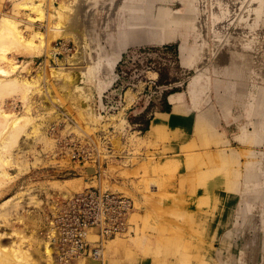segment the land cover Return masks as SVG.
<instances>
[{
    "label": "rangeland",
    "instance_id": "374dc122",
    "mask_svg": "<svg viewBox=\"0 0 264 264\" xmlns=\"http://www.w3.org/2000/svg\"><path fill=\"white\" fill-rule=\"evenodd\" d=\"M48 1H51L55 6L47 5ZM157 1L159 2L161 0ZM14 2L15 0H0V18L3 14L10 15L14 21L17 22L16 25L18 24L17 26L21 28L20 30L26 39L32 37L33 31L39 30L45 34L50 43L52 42L55 44L54 42L59 40L69 41V47L75 48L73 51L77 48V43L75 42L76 38L83 41V43L85 41L88 42L81 59L82 62L80 67H71L69 69L70 71L68 74L71 76V82L68 85V89L74 90L75 84H80L88 89L86 100L87 105H90L91 108V102L98 96V77L106 78L108 84L112 83L114 77L107 69H97L98 65L105 68L106 63V55L102 52V49L97 46L100 45L104 49L112 51L119 40L127 39L125 36H121V30L125 29V34L131 35L130 28L136 27L139 22L141 24V22L143 23L144 21L145 23L146 21V17H143L144 15L139 12L145 5L143 0H45V8L49 13H55V7L61 12V16H52L55 20L54 22L52 18L51 21H49L45 13L42 14L38 11H33L35 12L33 13L31 10L22 8L20 5L18 6L19 8H13L15 5H18L16 3L14 5ZM168 2L171 6L176 8L179 7L182 11H185L190 1L170 0ZM195 6L198 8L197 11L199 13L197 18L199 20H204L207 14L206 21L204 20V30L202 29L188 34L186 28H182L181 32L183 35H187V42L190 45L202 46L204 42H206V61L209 68V78L212 84L207 90L206 96L202 98L203 101L200 100V105L201 108H205L209 106V102H213L216 110L218 109L219 112L221 107L216 100L217 88L213 86V82H215L213 79L218 77L213 67L214 59L216 58V48L214 49V46L217 45L215 46L217 47V51L221 50L222 47L229 43L227 40L230 36L232 38L236 37L238 26L235 25L234 21L231 22L220 41L214 44L215 40L213 39L212 21L210 17L211 0H205V2L196 0ZM204 9H206L207 12L204 13ZM136 11L139 13V16L134 17L132 15L133 17H129L130 20L136 22L142 15L144 20L141 21L143 19L141 18V20L136 23L133 21V23H131L130 20H128L130 22L129 24H131L129 28L126 23L127 19L124 23L123 18ZM39 14L43 15V19H41L42 17L39 16ZM37 16H39L40 19H38L39 17L37 18ZM28 17L30 18L28 19ZM144 23L143 25H145ZM143 25L142 27H144ZM138 26L140 25L138 24ZM134 29L132 30L134 31ZM62 32H65L66 35L69 36V40H65L66 35L64 36ZM146 43L142 44H157ZM164 43H169L170 52L166 55V65L163 73L160 74L161 79L174 80L178 77H189L188 82L186 81L183 88H181L183 90H177L185 92L184 103L189 106L186 111L189 115L181 113L180 119L162 127L163 129L161 128V131L158 130V133H156V131L149 134L143 139L144 141L141 140L139 143L136 142V144L127 137L130 132H134V129L130 131L126 130L123 139L119 142L120 144H118V128L114 125L108 126L110 130L115 129L113 131L112 142L119 151L116 157L106 164L105 173L107 176L103 179V185L104 187L116 189L130 195L133 197L136 204L130 215V221L132 222L134 230L131 233L132 235L117 236V238L122 241L123 245H121L114 254H112L111 251H107L106 259L112 255L115 259L112 261V264H196L198 254H206L209 257L210 255L207 250H205V246L207 247L206 244L210 242L211 237L207 228H204L202 225H204L207 211L212 208L216 196L219 192L225 193L227 182H229V176L231 177V172L227 167L228 164L232 166L231 168L237 167L238 165L243 168L248 161L260 159L258 156H251L250 152L248 154V151L255 148L264 149V142L261 145H256L251 141L243 142L235 137L239 134L241 125L245 123L247 119L244 115V110L237 103L234 106V112L231 113V116L224 117L222 115L220 121L216 124V128L224 132L228 137L229 142L227 145H221L219 142H216L218 139L210 128L205 127L198 129L199 127L196 125L197 110H194V101L188 91V84L195 74L203 67L196 68L195 65L192 66L189 65L191 63L188 64L183 61L184 58H182L179 42L166 41L163 42V44ZM9 45H11V48L8 49L11 54V61L23 65L27 63V59H31L28 66H19L16 72L21 71L28 79L33 76L38 78L37 75L39 70L44 67L45 64L43 60L48 54L43 53L45 51L42 50L39 52L37 51V53L31 56L28 54L25 55L29 52L22 44L19 43L18 45L12 42V44L9 43ZM101 57L105 58L99 61ZM47 59L50 61L53 60L50 55ZM61 59H63V57ZM181 61L184 64L182 66L180 64ZM88 67L93 68L90 70V73L92 71L93 74L81 76L82 72L88 73L89 69L86 70L87 72L85 71ZM251 81V79L247 80V82ZM66 93L67 91L64 90L63 86H60L56 77L51 76V78L41 77L37 84L32 85L26 96L22 95L21 90L4 95L5 101L8 100V106H5V110L14 113L16 116L28 114V105H32L33 109L30 112L32 121L27 122L19 131V137H33L35 142L33 147H29L25 142L23 144L24 148L28 149L26 158L29 164L25 165L27 167L23 168V166L15 164L14 161H12V155L6 159L9 161L8 163L5 159L1 161L3 165L2 169L4 167V170L14 175V177L11 179L0 176V201L19 191L34 188H38L39 190L42 189L43 191L47 190L51 196L49 195L48 199H46L47 202L44 203L45 206L43 205L42 207L40 206L41 204H33L30 205V207L24 206L25 208H19L17 212L14 211L13 214L9 216L10 219L3 221V224L0 226L1 233H3L0 239V249H7V246L11 244L14 245V247L15 244H19L21 246V252L24 253V248L28 246L27 242H32L30 246L26 247V249H28L25 251V255L28 250V253H31L30 249L32 246L34 247V244L37 245L42 242L43 239H47L46 214L49 209V204L47 205V203L62 196L58 191L71 194L83 189L84 186L87 185L85 172L80 167L74 165L68 158L54 156L51 153L54 141L47 134L46 127L58 117V115L53 112L55 110V103L61 102L65 104L77 118L76 113L79 106L74 108L69 106ZM13 100H17L18 104L21 103V109H18V107L16 109L10 108L11 106L9 107L10 102H13ZM39 104L44 105V112H40ZM191 108H193V110ZM35 110L37 111L35 112ZM221 112L222 110L219 113L222 114ZM79 113L80 115L82 114L85 120L90 121L84 109H79ZM236 115H239V118H235ZM136 119L139 118H135V120ZM143 119L140 121L145 120ZM79 121L82 122L81 120ZM33 123L45 126V134L47 136L45 137L47 140L35 138L36 134L32 132L33 127L31 128ZM101 123L102 118L100 117L99 120L95 122L96 127ZM96 127H91L90 129L94 130ZM1 128L0 126V129ZM149 128L150 126L147 129ZM249 128L252 130L253 126L250 125ZM137 133L143 135L145 131ZM1 137H3L2 134H0V139ZM118 145L122 148H118ZM223 147L229 151L233 149L238 152L237 156L226 164L227 166L220 154V149ZM33 148L34 150H32ZM38 153L44 157L43 160L39 159L36 161L35 156ZM46 155H48V157H45ZM33 161L36 162L33 163ZM168 168H170V170ZM69 169L78 171L81 175H64L63 171L67 172ZM93 183H96V181ZM236 213L237 210L235 211L234 209L231 213L232 219L235 218L234 215H236ZM245 225L237 224L240 229L243 227V230ZM230 226H232V221ZM133 236H138V240L131 241V237ZM24 239L27 241H23ZM222 243L223 240L221 241V244ZM218 245L219 242H216V246ZM214 247L213 245V248ZM20 256H23V259H20L18 255L20 261L23 260L25 263H31L30 260L34 259L35 261H32V263L37 262L38 264L39 262V264H49L46 263L47 260L44 256L42 258H37V255H33L32 253L31 256L29 254V257H27V254L26 257L28 259L33 257L29 261L22 253H20ZM18 257L15 256L14 260H18ZM38 259H42L41 261L43 262H40ZM73 259L74 258H61L59 264L68 262L77 264L76 260L74 259V262ZM85 259V264H108L107 260L106 262H102V260L94 258ZM6 261L4 259V264L8 263ZM12 262L13 260L10 264H12ZM14 262L15 264L24 263ZM0 264H2V262Z\"/></svg>",
    "mask_w": 264,
    "mask_h": 264
},
{
    "label": "bare ground",
    "instance_id": "6f19581e",
    "mask_svg": "<svg viewBox=\"0 0 264 264\" xmlns=\"http://www.w3.org/2000/svg\"><path fill=\"white\" fill-rule=\"evenodd\" d=\"M143 1L145 5L139 12L144 15L143 16L141 14L143 17H146V21L144 23V18L140 16L143 19L141 20V18H137L138 20L136 22L140 20L143 21L145 25H143L142 22L141 24L144 27H142L140 22L138 23L140 26L137 24V26L134 27L137 29L130 28L129 26L131 25L129 24L130 22L136 23L134 20H130L129 17L132 15L134 17L139 16L137 11L131 13V15L128 14L126 17L123 16L124 23L126 19L127 21L130 20V22L126 21V23L131 29L132 34L127 35L125 34V29L121 30V36H125L127 39L119 40L117 45L115 44L116 47H113L114 49L112 51L104 49L102 46L98 45L97 47H100L102 52L106 55V58L101 57L99 58V61L105 58L106 63L105 68L98 65L97 69H107L111 74H114L115 65L122 52L133 45H140L146 42L148 44H163V42L166 41L179 42L181 48L180 50L183 56L182 58H184L183 61L188 64L191 63L189 65H195L196 68L203 67L195 74V76L191 79V82L188 84V91L194 101V110H197L196 125L199 127L198 129L205 127L210 128L212 133L218 139L216 142H219L221 145H227L229 142L228 137L224 132L216 128V124L220 121V117L222 115L224 117L231 116V113L234 112V106L237 103L244 110V115L247 119L245 123L241 125L239 134L235 137L243 142L251 141L256 145H261L264 142V83H262L264 82V0H211L210 17L212 21L211 27L213 39L215 40L214 44H217L220 41L231 22L234 21L235 25L238 26V32L235 35L236 37L232 38L230 36L227 40L229 43L222 47L221 50L217 51V47H215L217 45L214 46V49L216 48V51L214 50L216 52V58L214 59L213 67L214 72L218 74V77L213 79L215 80V82H213V86H216L217 88L216 100L218 105L221 107L220 111L222 110V114L219 113L220 111L218 112V109L216 110L213 102H209V106L205 108H201L200 105V100L206 96L207 90L212 84V81L209 78V68L206 61V42H204V45L202 46L190 45L187 42V35H183L181 32L182 28H186L188 34L202 30L205 26L204 24L207 14L204 17L205 21L197 18L199 12L197 11L198 8L195 6L196 0H189L190 2L185 11H182L179 7L176 8L171 6L168 2L170 0H161L159 2L157 0ZM201 1L205 2V0ZM15 3L18 5H15ZM45 4V0H15V6L13 8H17L20 5L22 8L31 10L32 12L38 11L42 14L45 13L49 21H51L52 18V21L54 22L55 20L52 16H61V12H59L57 7H55L56 12L49 13L45 8ZM47 5L55 6V4L51 3V1H48ZM203 12L205 13L207 10L204 9ZM42 14H39V16L42 17ZM39 16H37V18ZM29 18L30 17H28V19ZM38 19H40V17ZM41 19H43V17ZM16 23L17 22L14 21L10 15L3 14L0 18V126L2 127L0 129V134L3 135L0 139V176L11 179H13L14 175L5 171L4 167L2 169L3 165L1 161L5 159L8 163L9 161L6 159L12 155L11 158L15 164L23 166V168L27 167L25 165L29 164L26 158L28 149H25L23 144L25 142L29 147H33L35 140L33 137H19V131L26 125L27 122L32 121L30 112L33 108L32 105H28V114L16 116L14 113L5 110V106H8V100L5 101L6 99L4 98L5 94L21 90L22 95L26 96L32 85L37 84L41 77L51 78V76H55L59 81L60 86H63L64 90L67 91L66 97L68 98V105L73 108L79 106L76 116L79 120L84 122L86 126H89L90 128L96 127L95 122L99 120L100 117L102 118V123L98 127L94 128V130L98 129L100 126L108 129L109 125H114L116 128H123L127 123V119L123 113L124 109H120L116 113L103 116L98 113L93 106L91 108L90 105H87L86 98L88 96V89L80 84H75L74 90L68 89V85L71 82V76L68 74L70 71L69 69L71 67H80L82 62L81 59L88 42L85 41L83 43V41L76 38L75 42L77 43V48L73 51L70 50L64 43L62 47H58L52 42L50 43L45 34L39 30L33 31L32 37L26 39L20 30L21 28H19ZM132 29H134V31ZM62 33L64 36L66 35L65 32ZM68 38L69 36L66 35L65 40H69ZM12 42H15V44L17 43L18 45L20 43L24 46V48L28 49L29 53H24L25 55L28 54L31 56L32 54L37 53V51L39 52L42 50L45 51L43 53L48 54V56H45L46 58L43 60L45 64L44 67L39 70L37 75L38 78L33 76L28 79L26 75L21 73V71L16 72L17 67L25 65L28 66L31 59H27V63H24L23 65L11 61V54L8 49L11 48L9 43L12 44ZM60 50H64L66 53H64L65 55L63 56V59L56 55V52ZM49 55L53 58V60L50 61L47 59ZM88 69V73L82 72L81 76L88 74L92 75L93 73L92 71L90 73V70L93 68L88 67L85 71ZM151 74L156 75L155 72H152ZM246 79H251L252 81L247 82ZM108 85L109 84L106 78L98 77V96L95 97L94 100L101 99L102 94ZM135 97V92L128 89L126 91V106L130 105L135 100ZM169 99L173 104L172 110H157L151 119L150 128L145 130V134L139 135L134 130V132H130L127 135L130 141L135 144L136 142L139 143L149 134L156 131V133H158V130L162 127L180 119L181 113L189 115L186 113L189 106L184 103V91L172 92ZM17 105V100H13V102H10L9 107L11 106L10 108L16 109ZM79 109H84L85 114L90 121L85 120L82 114L80 115ZM191 109L193 110V108ZM239 115H236L235 118H239ZM250 125L253 126L252 130L249 128ZM32 127V132H35L36 134L35 138L47 140L44 125L33 123L31 128ZM117 140L118 144H120L119 142L121 141V137ZM117 147L122 148L121 146L119 147V145ZM32 150H34V148ZM249 152L251 156H258L260 159L248 161L245 163L246 165L243 168H241L238 164L237 167L231 168L232 166L228 163L237 156L238 152L233 149L229 151L224 147L220 149V154L223 157L225 165L228 164V166H226L231 172V177L229 176V182H227L225 193L219 192L216 196L212 208L207 211L204 225H202L204 228H207L211 237L210 242L206 244L207 247L205 246V250H207L210 256L208 257L206 254H198L196 264H264V149L255 148L248 151V154ZM45 157H48V155ZM35 158L36 161L44 159L40 153H38ZM36 161H33V163ZM168 169L170 170V168ZM63 172L64 175H81V173L73 169ZM58 192H60L63 196L69 195L61 191ZM49 195L50 193L47 190L43 191L42 189L39 190L38 188H34L19 191L4 198L0 201V226L3 224V221L10 219L9 216L12 215L14 211L17 212L19 208H23L24 206L30 207V205L33 204H41L40 206L42 207L43 205L45 206L44 203L47 202L46 199H48ZM234 209L235 211L237 210V213L234 215L235 218L232 219L231 213ZM231 221L232 226H230ZM237 224H242L243 226L246 224L244 230L243 227L240 229ZM2 234L3 233H1L0 228V239ZM131 235L132 234L130 233L129 236ZM134 236L131 237V241L138 240L139 237ZM92 237L96 238V235L92 233ZM25 240L26 239L23 241ZM222 240L223 243L221 244ZM216 242H219L218 246H216ZM27 244L30 246L32 242H27ZM121 245H123L122 241L119 240L117 236L108 239L103 251L102 262H106L107 260L108 264H112V261L115 259L113 258V255L106 259L107 251H111L112 254H114L118 251ZM213 245L215 246L214 248ZM7 247V249H0V263L2 262V264H4V259L5 261L8 260L6 261L8 262L6 264H10L12 260V264H15L14 261L19 263L24 262L23 260L20 261V259H23V256L21 257L20 253H22L26 259H28L27 257H29V254L31 256L32 253L33 255H37V258H42L44 256L47 260L46 263L49 264H59V260L61 259H59V248L48 237L47 239H43V241L37 245L34 244V247L32 246L31 249L29 248L31 253H28V250L27 257V254L25 255V251H27L28 248L26 249L25 247V251L23 253L21 252V246L19 244H15V247L12 244ZM15 256L18 257V260H14ZM31 258L33 257H30L28 261ZM85 258L90 257L84 255L74 257L77 264H85ZM41 260L39 261L43 262ZM30 261L31 263H26L37 264V262L32 263V261H35L34 259ZM26 263L24 262L22 264ZM62 264L76 263L68 262Z\"/></svg>",
    "mask_w": 264,
    "mask_h": 264
},
{
    "label": "built area",
    "instance_id": "2783aa9c",
    "mask_svg": "<svg viewBox=\"0 0 264 264\" xmlns=\"http://www.w3.org/2000/svg\"><path fill=\"white\" fill-rule=\"evenodd\" d=\"M54 43L58 47H62L64 43L70 50L75 49L69 47V41L59 40ZM169 52V44L128 47L118 62L112 84L104 91L102 115L107 116L120 109H124L125 115L127 110L137 103L139 97L144 95L146 97L142 109L132 118V124L127 129L144 132L155 110L166 102L168 93L183 88L189 80L188 76L174 80L161 79L160 74L165 69L166 55ZM64 53V50H60L56 55L62 58ZM152 72L156 75H152ZM128 89L135 92L136 97L126 106ZM113 90L116 93L123 90L122 104L115 111L106 112L105 110L115 102ZM98 102H91L96 111ZM20 104L18 109H21ZM39 107L40 112H44V105L39 104ZM53 112L58 117L47 125V134L54 141L51 153L68 158L80 167L85 172L87 185L67 196L61 194L60 198L48 203L46 235L59 248L60 258L84 255L103 260L102 255L108 239L129 235L134 231L130 221V215L135 208L133 197L103 185V179L107 176L106 164L116 157L119 151L112 142L115 129L92 130L84 122H80L61 102L55 103ZM135 118L139 119L136 121ZM141 119L144 121H140ZM94 181L96 183H93ZM92 233L96 238L92 237Z\"/></svg>",
    "mask_w": 264,
    "mask_h": 264
},
{
    "label": "water",
    "instance_id": "95a60500",
    "mask_svg": "<svg viewBox=\"0 0 264 264\" xmlns=\"http://www.w3.org/2000/svg\"><path fill=\"white\" fill-rule=\"evenodd\" d=\"M165 44H169V43H165ZM127 49H128V48H127ZM127 49H126V50H127ZM126 50H124V51L122 52V54H121L119 60L117 61L116 65H115V68H114V74H115V71H116V68H117L118 62L120 61V59H121L122 56H123V53H124ZM114 74H113V76H114ZM111 84H112V83H110L106 89H108V88L110 87ZM134 86H135V85H134ZM112 94H114V96L116 97V98H115V102H114L113 106H111L110 108H108V109L105 110L106 112L115 111V110L119 107V105L122 104L123 90H118V93H116V91L113 90V91H112ZM104 95H105V94H104V92H103L101 99L98 100V101H99V102H98L99 106H98V110H97V112L100 113L101 115L103 114V109H104V108H103V107H104V105H103V96H104ZM145 97H146V96H144V95L140 96L139 99H138V101H137V103H136L134 106H132L130 109H128L127 112H126V114L124 115V116L126 117V119H127L126 126L123 127V128H118V130H117V132H118V133H117L118 138L121 137V140L123 139L126 130L129 128V126H131V124H132V118H133V117H134V116H135V115H136V114L142 109L143 100L145 99ZM119 136H120V137H119Z\"/></svg>",
    "mask_w": 264,
    "mask_h": 264
},
{
    "label": "crops",
    "instance_id": "0c3cea01",
    "mask_svg": "<svg viewBox=\"0 0 264 264\" xmlns=\"http://www.w3.org/2000/svg\"><path fill=\"white\" fill-rule=\"evenodd\" d=\"M164 44H165V43H164ZM141 45H143V44H141ZM130 47H131V46H130ZM180 64H181V66L184 65V64L182 63V61L180 62ZM179 90H183V89H179ZM175 91H177V90H175ZM175 91H171V92L168 93V95H167V97H166V102H164L163 106L157 108V110H161V111H171V110H172V106H173V104H172V102L170 101L169 96H170V94H171L172 92H175ZM168 109H169V110H168ZM157 110H155V112H156ZM155 112H154V114H155ZM154 114H153V116H154ZM153 116H152V117H153ZM152 117H151L150 120H149L148 127L150 126V123H151V119H152ZM99 129H105V130H108V129L104 128L103 126H100ZM115 190H116V189H115ZM117 191H119V190H117ZM120 192H122V191H120ZM123 193H124V192H123Z\"/></svg>",
    "mask_w": 264,
    "mask_h": 264
}]
</instances>
